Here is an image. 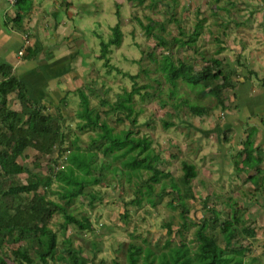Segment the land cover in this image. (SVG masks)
Here are the masks:
<instances>
[{"label": "rangeland", "instance_id": "1", "mask_svg": "<svg viewBox=\"0 0 264 264\" xmlns=\"http://www.w3.org/2000/svg\"><path fill=\"white\" fill-rule=\"evenodd\" d=\"M55 1L43 4L42 12L46 16L40 18V22L46 27L54 23L48 27V47L58 48L62 55H75L71 64L73 71L56 83L62 93L67 92L64 97L67 106H60L61 101H58L56 108L60 112H57L45 99L43 104L34 99L32 102L46 106L44 114L61 119L62 130L67 135L64 147H70L71 141L77 138L78 146L87 150L94 133L77 130V90L82 89L89 97L90 106L99 108L102 121L116 132L132 129L139 136H147L155 154L163 161V171L169 176L161 181L166 185V195L160 201L153 204L143 201L136 206L125 204L134 197L136 179L129 183L119 173L113 178L108 174L105 184L101 182L92 187L93 192L100 193V199L91 201V196L79 197L66 206L76 217H88L93 232L77 231L69 226L62 234L60 225L64 218L61 213L53 216L49 227L58 235V247L64 239H71L74 246L81 248L84 260L94 263L102 260L105 264L115 261L125 264L124 252L128 243L150 248L155 255L168 250L165 248L168 239L171 247L184 243L194 250L197 246L193 236L195 227L181 235L179 211L168 205L174 198L171 182L183 189L179 183L183 173L181 163L187 162L194 165L197 173L191 182L194 199L186 201L188 217L198 222L209 216L206 211L214 209L221 214V219H225L230 208L236 207L243 220L242 227L250 228L253 234L235 240L232 247L246 248L242 264H264V196L253 193L247 178L253 172L240 173L241 168L234 163H240L238 153L254 125L251 121L256 115L251 113L254 102L251 99L257 89L264 87V0H157L156 4L147 0L142 5L135 0ZM148 19L163 23L165 31L161 35L169 42L179 37V28L185 32L184 39L192 33L196 23L201 28L193 47L170 44L166 48L148 37L140 26L139 22L144 26ZM56 25L63 31L59 38L55 33ZM116 25L122 33L121 44L110 47L107 59L111 68L104 67V61L96 56L100 54L101 42L107 41ZM34 51L27 52L25 60L41 59L36 51L32 53ZM150 54L156 60L163 54H171L176 63L187 64L193 72L202 69L208 59L216 58L222 63V74L230 86L215 97L208 90H204L206 95H203L201 86L194 87L181 81L169 84L155 70L157 63ZM130 76H135L138 87L147 86L134 97V108L140 111L135 126L120 113L104 116L108 107H100L101 99L113 103L116 94L130 91L133 84ZM222 82L220 78L213 85ZM249 82L252 87L247 88ZM54 83L50 82L49 87ZM15 97V93L8 96L10 109L20 110L21 105ZM189 105L208 109L209 114L194 116ZM169 123L172 124L169 126ZM25 153L36 154L30 149ZM63 155L56 160L57 170L65 165L67 152ZM52 157H57V151ZM97 158L102 159L100 152ZM18 161L38 175L45 176L48 172L47 162L33 169L31 162ZM11 179L25 182L26 175ZM161 183L154 186L155 193H159ZM57 187L58 183L53 180L51 189L55 191ZM39 192L43 193V190ZM49 198L64 205L56 196ZM174 202L177 201L174 199ZM166 224L170 225V234L164 228ZM208 232L216 234L220 246H225L218 228L208 229Z\"/></svg>", "mask_w": 264, "mask_h": 264}, {"label": "trees", "instance_id": "2", "mask_svg": "<svg viewBox=\"0 0 264 264\" xmlns=\"http://www.w3.org/2000/svg\"><path fill=\"white\" fill-rule=\"evenodd\" d=\"M138 5H142L147 0H135ZM156 4L157 0H150ZM16 2V0H15ZM22 0L16 2L18 12L14 22L18 24L23 14L30 10L29 6L22 7ZM140 26L144 29L148 37H153L159 44L169 48V46H189L193 47L199 35L201 25L196 23L194 30L184 39L185 32L179 28V37H174L171 42L165 40L161 33L165 31L163 23H157L148 19L146 25ZM154 29L157 31L154 32ZM112 34L106 42L100 44V54L96 56L98 60L104 61V67H109L107 56L110 47H119L122 33L119 26L112 29ZM171 44V45H170ZM31 50H29L30 52ZM33 54L35 53L32 52ZM150 57L157 63L155 70L163 75L169 84H176L181 81L191 86H201L202 94L208 93L218 97L223 88L229 87L227 78L222 74L221 61L210 58L206 65L199 71H191L190 67L182 62L176 63L171 54H163L160 59L150 54ZM108 74L110 70L107 71ZM133 81L130 91L123 90L116 94L115 101L110 103L107 99H101L100 107L107 106L104 116L110 114H122L132 126L137 124V116L140 111L134 108V97L140 94V90L147 89V86L138 87L135 76H130ZM222 79V84L213 85V82ZM15 93L16 100L20 103L19 111L10 109L8 96ZM79 97V110L76 112L78 131H93L94 137H90L88 149L82 150L74 139L70 147H64L67 135L62 130L61 119L50 114H44L46 109L34 104L28 97L26 87L22 81L10 73L0 76V264H105L104 261L98 263L88 262L81 256V248L74 246L71 239H64L59 245L58 235L49 224L55 214H62L64 218L61 226L64 234L69 226H73L77 231L93 232L92 225L88 217H76L69 211L68 206L74 199L84 196H91V201L100 199L98 191L93 192L92 187L103 182L108 174L113 177L116 174L124 177L127 182L134 178V197L127 205L140 206L143 201L153 204L160 201L166 195V185L161 181L169 177L163 171V161L155 154L151 147L152 142L147 136H139L138 132L132 129H125L116 132L113 127L102 121L99 108L90 106L88 95L82 90H77ZM163 106L164 101H160ZM187 105L186 101H183ZM60 106L66 107L67 100L64 98ZM56 108L57 112H60ZM189 111L194 116L201 117L209 114L208 109L197 105H189ZM172 123H169V126ZM251 142L249 139L244 143L243 149L239 151V162L247 168L258 166L261 159H255L251 155ZM96 149L101 153L102 159L98 160ZM27 149L33 150L36 154L27 155ZM57 151V157L53 158V153ZM65 156V165L57 168V158ZM31 162L33 169H38L43 162H47V174L38 175L30 167L24 166L18 160ZM30 160V161H29ZM117 162V163H116ZM238 166V162L234 161ZM182 176L179 184L171 182V193L174 198L168 205L172 209L179 211V233L194 226V241L197 246L191 250L184 243L171 247L170 240L166 241L168 250L155 255L150 248H142L133 243H128L124 255L125 264H242V256L246 248L232 247L233 242L241 238L251 236L250 228H243V220L239 215V210L230 208V214L225 219H221L214 209L206 211L209 216L200 219L198 222L192 221L185 209L187 199H194L191 182L197 173L194 165L187 162L181 163ZM238 170V169H237ZM240 170V169H239ZM146 173V176L143 174ZM21 174L26 175L25 182L11 179ZM250 178H255L252 176ZM53 180L58 183L57 190L51 189ZM9 182V187L6 188ZM6 183V184H5ZM161 183L159 193H155L154 186ZM255 183V182H254ZM40 189L43 193H40ZM56 196L64 203L61 205L57 200L50 199ZM96 196V198H95ZM7 199L10 202H7ZM174 199L177 202H174ZM234 206V203L232 204ZM167 234L171 233L169 224L164 226ZM218 228L219 234L224 240V247L220 246L218 236L209 233L208 229ZM95 252V250H92ZM114 264H122L115 261Z\"/></svg>", "mask_w": 264, "mask_h": 264}, {"label": "crops", "instance_id": "3", "mask_svg": "<svg viewBox=\"0 0 264 264\" xmlns=\"http://www.w3.org/2000/svg\"><path fill=\"white\" fill-rule=\"evenodd\" d=\"M17 1L18 0H16V2ZM50 1L56 3L55 0H22V7L28 5L30 10L27 14H23L20 22L16 24L14 19L19 10L18 5L16 6V2L10 4L6 0H0V76L4 73H10L24 83L30 100L34 99L36 102H41L43 104V100L45 99L50 102V105L56 108V103L58 101L60 102L64 99L65 95H67V92H61L56 83H58L61 77H65L73 71L74 68L71 64L75 55H62L57 51L58 48H51V45L48 47V27L54 26V23H49L48 27L43 26L41 25L40 18L46 16V14L42 12L43 4H49ZM70 6L71 5H69V7ZM17 27L20 29L18 30ZM56 28V37L59 38V36H62L63 31L57 25ZM27 29L29 30L27 31ZM63 38L64 37H62V39ZM29 50H35L41 59H38V61H36L37 58L36 60L34 59L35 61L25 60V54H27ZM19 52H23V54L19 55ZM50 82H55L51 85L53 86L51 88L49 87ZM250 87L252 86L249 82L247 88ZM71 91L73 90L71 89ZM263 95L264 87H261L255 91L254 97L251 99L254 101L252 103L253 109L251 113L256 116L252 117L251 122L254 125L250 127V134L246 138V140L249 139L251 142L250 149L252 157L261 159V164L258 166L260 173H256L257 166L247 168L243 166L242 163L238 164V167L241 168L239 170L240 173L247 174L248 172H253L252 174L249 173L247 177L248 181L254 191L253 193L262 197L264 196ZM36 102L33 103L35 104ZM261 107H263L262 111H260ZM252 176H255V178H250ZM251 232L253 234V231Z\"/></svg>", "mask_w": 264, "mask_h": 264}, {"label": "built area", "instance_id": "4", "mask_svg": "<svg viewBox=\"0 0 264 264\" xmlns=\"http://www.w3.org/2000/svg\"><path fill=\"white\" fill-rule=\"evenodd\" d=\"M7 2H9L10 4H13V3H15V0H6ZM23 54V52H19V55H22Z\"/></svg>", "mask_w": 264, "mask_h": 264}]
</instances>
